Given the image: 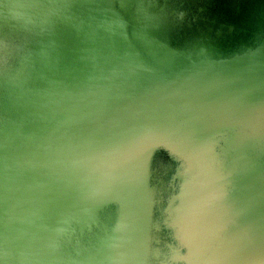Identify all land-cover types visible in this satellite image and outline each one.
Masks as SVG:
<instances>
[{
	"label": "water",
	"instance_id": "water-1",
	"mask_svg": "<svg viewBox=\"0 0 264 264\" xmlns=\"http://www.w3.org/2000/svg\"><path fill=\"white\" fill-rule=\"evenodd\" d=\"M0 264H264V0H0Z\"/></svg>",
	"mask_w": 264,
	"mask_h": 264
}]
</instances>
